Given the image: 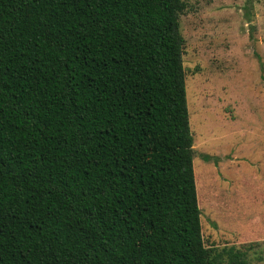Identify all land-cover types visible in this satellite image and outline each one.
Instances as JSON below:
<instances>
[{
    "label": "trees",
    "instance_id": "16d2710c",
    "mask_svg": "<svg viewBox=\"0 0 264 264\" xmlns=\"http://www.w3.org/2000/svg\"><path fill=\"white\" fill-rule=\"evenodd\" d=\"M186 6L0 0V264H247L203 238Z\"/></svg>",
    "mask_w": 264,
    "mask_h": 264
},
{
    "label": "rangeland",
    "instance_id": "374dc122",
    "mask_svg": "<svg viewBox=\"0 0 264 264\" xmlns=\"http://www.w3.org/2000/svg\"><path fill=\"white\" fill-rule=\"evenodd\" d=\"M185 2L179 21L204 242L264 264V0Z\"/></svg>",
    "mask_w": 264,
    "mask_h": 264
}]
</instances>
